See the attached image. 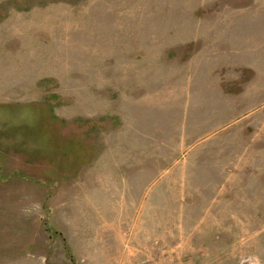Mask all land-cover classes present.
Returning <instances> with one entry per match:
<instances>
[{
    "label": "rangeland",
    "instance_id": "rangeland-1",
    "mask_svg": "<svg viewBox=\"0 0 264 264\" xmlns=\"http://www.w3.org/2000/svg\"><path fill=\"white\" fill-rule=\"evenodd\" d=\"M0 264H264V0H0Z\"/></svg>",
    "mask_w": 264,
    "mask_h": 264
}]
</instances>
